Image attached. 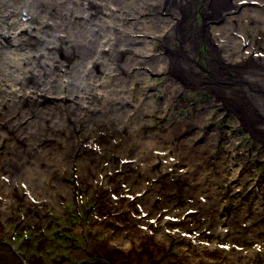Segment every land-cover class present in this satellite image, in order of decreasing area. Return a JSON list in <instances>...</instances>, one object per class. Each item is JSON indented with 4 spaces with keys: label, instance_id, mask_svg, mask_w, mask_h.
<instances>
[{
    "label": "rangeland",
    "instance_id": "obj_1",
    "mask_svg": "<svg viewBox=\"0 0 264 264\" xmlns=\"http://www.w3.org/2000/svg\"><path fill=\"white\" fill-rule=\"evenodd\" d=\"M77 1L74 0L73 6L85 11L83 2L82 5ZM205 1L155 0L140 4L138 0L137 8L144 12L139 14L130 6L133 0H112L110 17L118 24L113 27L117 31L110 33L112 48L106 52L97 50L85 66L77 67L76 53H69L65 45H73V40L57 38L58 54L36 65L41 73L31 72L35 78L29 75L25 83L8 82L10 88L2 92L3 99L0 97L5 101L0 102V117L18 104L11 124L24 130L35 120L33 130L38 135L24 130L15 147H0L3 165L0 176L4 175L0 177V200L5 202L0 209L7 211L0 213V264H264V116L253 110L249 102L250 95L264 99V81L263 87L252 83L256 91L249 89V94L243 95L238 86L245 76L239 65L234 68L230 65L251 58L252 50L257 55L252 57L264 60V43L260 44L264 33L255 30L254 23L251 26L256 20L264 28V0H212L209 6ZM99 3L104 4L102 0ZM239 4L242 9L234 11ZM157 6L160 7L155 12ZM169 11L175 18H186L184 24L197 32L192 33L197 35L192 40L195 44L192 50L197 55L193 57L195 64L191 66L195 68L190 69V76L182 77L183 73L173 69L179 68L178 63L170 66L172 78H182L191 85L176 93L179 86L174 85L176 80L168 77L170 74L159 75L153 65L139 68L138 62L132 63L134 72L147 75L146 82L141 81V76L135 79L127 76L120 66L137 54L145 58L144 62L159 59L165 48L159 36L146 34L150 28L142 35L134 34L132 27L138 29L136 22L143 21L155 24L158 17L168 19ZM104 12L102 7L100 13ZM100 13H96L98 20ZM228 18L235 26L230 28L233 35L239 33V19H244L242 23L251 30L246 33V39L250 33L247 49L236 50L225 66L211 43H220L214 35H225L227 28L212 21ZM43 20L29 24L33 25L29 38L33 51L45 45V33L55 39L53 26L49 28L54 33L43 31L34 35L39 34L43 22L55 24L54 20ZM172 25L170 22L166 28L177 30ZM18 27L12 30L0 26V35L12 33ZM252 30L255 33L251 37ZM140 40L150 44L146 54L138 46H132L133 41ZM5 41L7 45L10 42ZM12 47L19 48L15 44ZM54 63L59 67L52 68ZM251 64L258 68V63ZM28 67L30 63L26 62L24 68ZM112 67L114 72L110 70ZM94 68L114 81L105 91L107 97L125 102L122 101V113L115 114L123 117L120 127L111 122L113 116L104 112L113 107L104 105L106 95L87 88ZM262 68L264 64L261 67L264 73ZM209 70L220 80H214ZM41 78H46L44 83L37 81ZM46 81L51 82V87H46ZM29 92L38 96L46 93L50 98L60 99L61 104H49L55 110L51 113L45 109L47 104L30 98ZM242 104L249 112L250 124L242 116ZM39 113L43 114L37 118ZM129 113L141 118L133 119ZM131 119L134 123L130 127L122 125ZM46 129L50 134L37 142L40 150L36 151L60 149L59 163L52 160L55 151L49 157L47 152L30 151L29 142L36 141ZM154 136L155 146H149ZM68 144L75 149L74 154L67 151ZM137 147L144 151L151 165L140 159L138 150L135 154ZM194 152L203 154L199 170L196 162L190 160ZM79 155L83 156L81 162ZM5 162L14 165V172L11 167L7 169ZM4 170L10 171L9 178ZM44 172L48 178L57 175L56 182L44 178ZM133 175L135 179L131 180ZM57 185H61L63 192Z\"/></svg>",
    "mask_w": 264,
    "mask_h": 264
},
{
    "label": "bare ground",
    "instance_id": "obj_2",
    "mask_svg": "<svg viewBox=\"0 0 264 264\" xmlns=\"http://www.w3.org/2000/svg\"><path fill=\"white\" fill-rule=\"evenodd\" d=\"M75 1H77V0H75ZM99 1L100 0H78L77 1L78 4H82V2H83L84 5L83 4L82 5L85 7V11L81 12L80 8L73 6L74 0H0V26H3L4 28L12 29L15 26L18 27L17 25H20L18 27L19 29H17L16 31H14L12 33H9V32L4 33V34H2V36L0 35V39H1V41H0V51H1L0 52V97L2 98V96H3L2 92H5L6 88H8V87L10 88L8 82H10V83H19V82L23 81L25 83L28 80L27 76L34 75L33 73H41L37 69L36 65L38 63H43V61L45 62V60L47 59L48 56L58 54V52L56 50L59 49L58 47L60 45L57 43V42H59L57 40V38H59V39L61 38L62 40H66L67 42H70L71 40H73L72 41V42H74L73 45H71V44H65V45L68 48L67 51L69 53H76L75 64H76L77 67L85 66V64H86L85 62L87 60L89 61V59H91L94 56V53H96L97 50L99 52L100 51H105L106 52V49L108 50L109 48H112V47H110L111 46L110 44L112 42L111 38H109L110 35H111L110 33L112 31L113 34H114L115 30L117 31V29L114 30L113 27L115 25H118L110 17V15L111 16L113 15L112 14V6H111L112 5V0H102L104 2V4L99 3ZM144 1L149 2V3L151 1L155 2V0H151V1L150 0L149 1H147V0H143V1L139 0L140 4L146 3ZM136 2H138V0H133V2L130 3V6L132 5L138 10V8H137L138 6L136 5ZM211 2H212V0H207V1H205V5L208 4V6H209L211 4ZM127 4H129V2ZM71 5L73 7H71ZM239 6H240V4H239ZM100 7H101V10H102V7H104V10H105L104 14L100 13L101 12V10L99 11ZM158 7H160V6H157L155 12H157L159 10ZM240 8L242 9V6L237 7L236 9H234V11H238V9H240ZM251 9H253V8H251ZM124 10H125V7H124ZM240 10H239V12H240ZM138 11L140 12L139 14H144V12H142L140 9ZM97 12L100 13V17L106 16V18L101 19L99 17V20H100L99 21L98 19H96V17H97L96 13ZM150 12L151 11H149V13ZM167 14H168V19H162L161 17H158V19L156 20L155 24L154 23H149V22L145 23L142 20L143 21L142 24H141V22H139V23L136 22V24H135L136 26H139L138 29H136L135 27H132V29H134V34L144 33L146 31L145 29H149L150 28V32L147 31L146 34H149V35L152 34L151 36H154V37L155 36H159V39L162 40V43L164 44L163 46L165 48H164V51L160 54V56H158L159 57L158 60L152 59V60H148V61L145 60V62H144L143 60L145 58L140 57L138 54H137V57L132 58V59L131 58L128 59V61L125 63L124 66L120 65L122 67V69L127 73L126 74L127 76H130L133 79L138 78V76H141V81H145V82L147 81L145 79L147 77V75H144V73L134 72L133 71L134 70L133 66H132L133 62H138L139 64L138 63L137 64L139 65V68H141L142 66H145V64L146 65H153V67L155 69H157L156 72L159 75H162L164 77H167L168 74H170V71L172 69V67H170V66L176 65L178 63L179 68L175 67L173 69H176V71L178 73H180V74L183 73L182 77L184 75L186 77L190 76V73L192 71V70L190 71V69H194L195 68L194 66H191V65L195 64V61L193 62V57H196V55H197L195 53V50L194 51L192 50V48L195 47V44L192 42V40H194V38H196L197 35L193 36L192 33L197 34V32L195 31V29L193 27H191L189 25L187 27V25L184 24V23H186V18H184V19L175 18V17H173V14H171L170 11L167 12ZM14 16H16L17 18L14 17ZM151 16H153V15H151ZM207 16H209V15H207ZM47 17H50V18H47ZM80 17H82L84 19L82 20ZM43 19H46V20L48 19V20H51V21L54 20V22L56 24V27L54 26L55 24L49 23L50 21L49 22H43L44 24L42 23L41 24L42 27H40L39 30H38V31H40L39 34L36 33L34 35H41L43 31H45V32L46 31H50L51 33H54V31H55V35H54L55 39H53L51 37V35H49V33H45L46 36L43 37V41L45 42V45L44 46L41 45L42 47L40 48L39 51H35V50L33 51V48L30 45L31 39H29L33 35V34H31L32 31H33L32 30L33 25H29V24H32L33 22H35V24H37L36 22H38V20L42 21ZM136 19H138V18H136ZM172 19L174 20V22H173ZM188 19H189V17H188ZM243 20L244 19L237 20L238 23H239L237 28L238 29L240 28V30L238 31L239 33L237 35H233V32H230V28H235V26L232 25V23H231V18L218 19V20H213L212 21L213 24H216V23H217V25L221 24V25H223V26H225L227 28V31H226L227 33L225 35H214L216 38H218L220 43H217L216 41H214V42L212 41V43H211L212 44V48L216 52H218L216 55L219 56V58L223 59V64L225 66L229 65V63H227L226 61H229V57H232V56L234 57V55L236 54V50L241 51L244 48L247 49V46L249 44L246 41L250 40V37H249L250 33L247 34V36H248L247 39H246V33L249 32L251 29H249L247 27V25L242 23ZM170 22H172V24H173L172 26H174V24L177 26V30L176 29H172V28L171 29L166 28V26L170 25ZM253 23H254V26H255L254 27L255 30L264 33V28L259 27L258 21L255 20L254 22H252L251 26L253 25ZM153 25H156L157 28L160 29V31L163 34H160V32L158 30H156ZM231 25H232V27H231ZM52 26L54 28V31H52L53 29L49 28V27H52ZM165 29H167V30H165ZM169 30L171 31V33L168 32ZM173 30H176L175 33L173 32ZM255 30H252L251 37L255 33ZM185 34H187V35H185ZM198 34L200 36V32ZM237 36L239 37V39H236ZM33 37L35 38V36H33ZM133 37L135 38V36H133ZM210 37H212V36L210 35ZM140 38H142V37H139V39ZM260 39L258 37L257 41H259ZM5 40H10L8 45H7V43H5V42H8V41H5ZM51 40H55L56 42L55 41H51ZM98 40L101 41V42L98 43ZM236 40H237V42H239L238 44L235 42ZM140 41H133L134 43L132 44V46L133 47L138 46L137 48L138 49H142L141 52L146 54L147 52H145V51H146V49L148 47H150V44L147 41H142V40H140ZM41 42H42V39H41ZM263 43H264V41H262L260 44L262 45ZM13 44L17 45V47H19V48L18 49H16V48L14 49L12 47ZM191 44H193V46ZM190 47H191V49H190ZM67 48H65V50ZM98 51H97V53H98ZM175 51H177V53L174 55ZM129 52H131V50ZM255 53H256V50H252L251 58H246L245 57L242 62L238 61L236 63H230V65L232 66L231 68H234V67L239 65L241 72L245 76V78L242 79L244 82L239 84L241 86H238L239 89L244 91L243 95L247 94L249 89L250 90H255V88L252 87V83H254V82H255V84H260V86L263 87V85L261 83L264 81V73H262L261 67L264 64V60L262 61V60H260L258 58L252 57V56H257V55H255ZM81 56H83L84 58H81ZM240 58H243V57H240ZM140 60L143 61V62L140 63ZM58 61H60V59ZM58 61H56V62L58 63ZM26 62L30 63V68L31 69L29 67L28 68H24V65H25ZM103 63H104V61H103ZM251 63H258V68L253 67ZM88 64H87V66H88ZM248 64H250V65H248ZM138 65H135V66H138ZM55 66L59 67V65H56V63H54L52 65V68L55 67ZM60 68L63 69L64 67L60 65ZM113 69H114V67H112L110 70H112L114 72ZM48 70H50V69L48 68ZM212 70L214 72H216V69H212ZM212 70L211 71L209 70L210 74H211L210 76L212 78H214V80L219 81L220 78L218 76H214L216 73H213ZM262 70L264 71V68H262ZM92 71L93 72L91 73V75H93V77H91V79L89 81H87V82L90 83V84H88L87 88L88 89L91 88L90 91L93 90V92L102 91L106 95L105 91L108 89V85L112 84V82H114V81H112L111 78L108 75H106L103 71H101L100 73H97L96 69L92 70ZM31 72H33V73H31ZM254 75L258 76V77L257 78H252ZM35 76L36 75H34V78H35ZM240 76H241V74H240ZM168 77L172 78V75L168 76ZM2 78L6 79V81L4 79H2ZM44 79H46V78H41L40 80H37V79L36 80L39 81V82L43 81V83H44V81H45ZM108 79H110L111 81L108 82L107 81ZM172 79L176 80V82H177V83H175L174 81H172L173 83H175L174 85H179L177 88H175V93L176 92H180V91H178L180 89H181V91H183L184 89L186 90L189 86H191V85L186 84V80H182V78L180 79L178 77V79L177 78H172ZM48 82H49V80H48ZM48 82L47 81L45 82L46 83V87L48 85H50V87H51V85H52L51 82L50 83H48ZM263 89H264V87H263ZM90 91H89V94H90ZM29 93L30 94H27V95H29L30 98H37L41 102H44L45 104H47L46 107L49 104H53V105H56V106L61 104L60 103L61 102L60 99H58V98H55V99L54 98H50V96H48L46 93L44 95H42V96H40V95L38 96V94L35 95V92H29ZM29 96H28V98H29ZM1 98H0V102L4 103L5 101L2 100L3 98L2 99ZM249 98H251L249 100V102L252 105V109L255 110V111L259 110L260 111L259 114L261 113L260 115L264 116V99L257 98L256 96L252 97V95H250ZM119 100H121V102ZM119 100H116L114 97L108 98L107 95H106L105 101H103L104 105L107 104V105H112L114 107V108L110 107V108L104 109V112L110 114V116H113L112 119H111V122H113L114 124H117V125L119 124V126H117V127H120V125H121L120 121H121V119L123 117H119V116L115 117V114L122 113L123 105L125 103L123 99H119ZM225 100L227 101V99L223 98V101H225ZM243 100L244 101L246 100V96H243ZM89 102H87V104H89ZM115 102H117V103H115ZM13 104H15V103H13ZM245 104H248V102L245 103ZM245 104L240 105V108L243 111V113H242L243 114L242 115L243 118L247 119L248 123L250 124V122H252V121H249L250 120L249 112H247V110L244 109V108H246L245 106H243ZM19 105H20V103H19ZM15 106H17V107L16 108L12 107L13 110H11L10 113H7V114L4 113V115L2 117H0V147H2L4 145H6L5 146L6 148L8 146H14L15 147V143H16L17 139L23 138L24 130L28 131V129H30V131L31 130L33 131L32 134L38 135L33 130L34 129L33 126L37 123L34 119H33L34 122H32V124L28 123V126L26 128H24V130H19L20 127H17V126L14 127L13 124H11L12 123L11 120L16 117V112L18 111V104H15ZM46 107H45V109L49 110L51 113L55 112V110L52 107H49V106L47 108ZM29 109H31V108H29ZM29 111L30 110L25 111V113L29 112ZM56 112H59L60 115H61L60 111H56ZM42 114H40V113L37 114L38 115L37 118L40 117V115H42ZM129 115L132 116L133 119H134V116L137 117L138 119L141 118V116L138 117V115H135L133 113H129ZM133 119H131L130 121H126V122L122 123V125H126V126L130 127L134 123ZM135 121H136V119H135ZM117 127H115L114 130H116ZM99 128H102V127H99ZM47 129L45 130V132L40 134L42 137L39 136V137H37L36 141L29 142L30 143V148H31L30 151H34V152H36V154H41V153L47 152V154H46L47 157H49L52 154V151H55V157L52 160H54L57 163H59L58 159L60 158V156H59V152L58 151H60V149L51 148L50 147V148H47V150L45 152L36 151V150H40L37 147L39 146L38 143L41 140H43V138H44L43 136H48L50 134V132H48ZM96 131H97L96 135L99 134L98 130H96ZM51 134L53 136H58V135H56V133H51ZM12 135L15 136L14 137L15 139L11 137ZM133 140H137L136 143L139 142L138 138H134ZM153 140H156L155 136L152 137L151 142ZM132 143H133V141L131 142V144ZM140 143L143 144V142H139V145H140ZM66 146L68 147L67 151H69L70 153L72 152V154L75 153V149H71V147H69V144L66 145ZM149 146H155V145L152 142L151 144H149ZM111 150H112V148H111ZM137 150L141 154V158L140 159H144L143 162L147 161L146 160V156L147 155L145 156L144 151L140 150L137 147L136 148V152H135L136 155L138 154ZM48 151H49V153H48ZM111 153L112 152H110V154ZM114 154H116V153H114ZM62 157L65 158L64 155ZM78 157H79V162H81V160H82L81 157H83V156L80 157V155H79ZM2 159H4V158H2ZM47 160H49V159H47ZM104 160H103V163H105ZM190 160H194L196 162L195 165H197V169L199 170L200 165H201L202 160H203V154L202 153L201 154H197V153L194 152L193 154H190ZM147 162H145V163H147ZM63 163H64V159H63ZM148 164L151 165V162H148ZM4 165L7 166V169L11 167L10 170L12 172H14L12 170V168L14 167L13 164L5 162ZM2 166L3 165H0V167H2ZM121 167H122V165H121ZM119 168H120V166L118 167V169ZM50 169H52V168L50 167ZM5 172H8L7 173L8 174L7 178H9L10 171L8 170V171H5ZM58 172H59V170H58ZM116 173H117V171H116ZM14 175H15V173H14ZM134 175H135V173H134ZM3 176L4 175H2L0 177L3 178ZM43 176L46 179L48 178L47 177L48 175L45 172H44ZM135 176L137 177V175H135ZM135 176L131 180H134ZM56 178H57V175L51 174L50 178H48V179H50L51 181L54 182L56 180ZM143 178L145 179V177H143ZM140 182H143V181H139V184H141ZM129 187H131V186H129ZM59 189H61L62 192H63V189L61 188V185H60ZM152 194L153 193L149 194V196H151ZM6 198L7 197H5L4 199H6ZM4 203H5L4 201H1L0 205L3 206ZM209 205H210V203H209ZM2 208H4V206ZM4 210L0 209V213L1 212H7L6 210L5 211Z\"/></svg>",
    "mask_w": 264,
    "mask_h": 264
},
{
    "label": "flooded vegetation",
    "instance_id": "obj_3",
    "mask_svg": "<svg viewBox=\"0 0 264 264\" xmlns=\"http://www.w3.org/2000/svg\"><path fill=\"white\" fill-rule=\"evenodd\" d=\"M258 112H260V111L258 110Z\"/></svg>",
    "mask_w": 264,
    "mask_h": 264
}]
</instances>
